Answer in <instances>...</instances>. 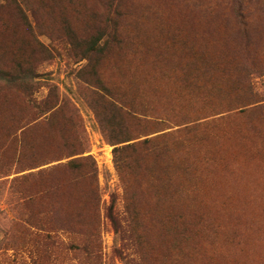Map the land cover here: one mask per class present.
<instances>
[{
	"label": "rangeland",
	"instance_id": "obj_1",
	"mask_svg": "<svg viewBox=\"0 0 264 264\" xmlns=\"http://www.w3.org/2000/svg\"><path fill=\"white\" fill-rule=\"evenodd\" d=\"M0 264H264V0H0Z\"/></svg>",
	"mask_w": 264,
	"mask_h": 264
},
{
	"label": "trees",
	"instance_id": "obj_2",
	"mask_svg": "<svg viewBox=\"0 0 264 264\" xmlns=\"http://www.w3.org/2000/svg\"><path fill=\"white\" fill-rule=\"evenodd\" d=\"M0 75H1V73H0Z\"/></svg>",
	"mask_w": 264,
	"mask_h": 264
}]
</instances>
